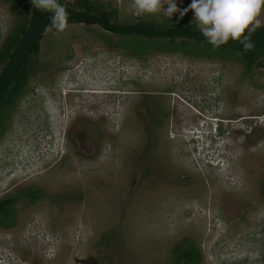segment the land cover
<instances>
[{
    "label": "rangeland",
    "instance_id": "rangeland-1",
    "mask_svg": "<svg viewBox=\"0 0 264 264\" xmlns=\"http://www.w3.org/2000/svg\"><path fill=\"white\" fill-rule=\"evenodd\" d=\"M100 1L117 22L163 15ZM14 18L0 0V45ZM120 44L97 24L44 34L0 139V264H188L189 243L197 264H264V60Z\"/></svg>",
    "mask_w": 264,
    "mask_h": 264
},
{
    "label": "trees",
    "instance_id": "trees-1",
    "mask_svg": "<svg viewBox=\"0 0 264 264\" xmlns=\"http://www.w3.org/2000/svg\"><path fill=\"white\" fill-rule=\"evenodd\" d=\"M10 4L14 20L0 45V139L6 133L19 102L29 91V83L37 73V59L43 29L50 23L51 13L34 7L32 0H4ZM66 7L68 23L97 24L103 29L120 35V46L125 51H137L142 56L143 44L149 51L170 48L187 56L220 58L237 61L250 68L264 60V25L251 35L255 47L244 55L238 41L231 39L219 48L209 44L201 31L187 17L169 19L133 18L130 22L114 21V10L100 0H58ZM247 34V33H245ZM13 200H0V227L14 224ZM177 260L197 264L200 253L192 243L176 253Z\"/></svg>",
    "mask_w": 264,
    "mask_h": 264
},
{
    "label": "clouds",
    "instance_id": "clouds-1",
    "mask_svg": "<svg viewBox=\"0 0 264 264\" xmlns=\"http://www.w3.org/2000/svg\"><path fill=\"white\" fill-rule=\"evenodd\" d=\"M32 3L38 10L51 13L50 23L43 29L45 35H58L67 29L69 14L58 0H32ZM131 7L138 15L162 13L169 19L178 11L181 18L188 11H193L194 22L209 44L219 48L230 39L238 41L242 50L237 55L241 56L254 49L251 35L264 23L260 19L264 12V0H192L183 10L177 7L175 0H132ZM207 130V138L218 136L211 125Z\"/></svg>",
    "mask_w": 264,
    "mask_h": 264
}]
</instances>
